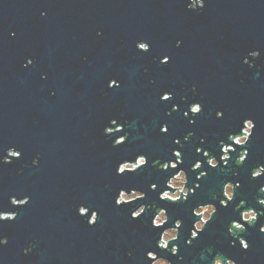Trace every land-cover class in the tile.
<instances>
[{
  "label": "water",
  "instance_id": "obj_1",
  "mask_svg": "<svg viewBox=\"0 0 264 264\" xmlns=\"http://www.w3.org/2000/svg\"><path fill=\"white\" fill-rule=\"evenodd\" d=\"M189 4L0 0V212L17 213L13 221H0V237L7 238L0 245V264H151L147 251L172 264H211L209 246L237 264H264V234L259 232L264 215L243 234L247 251L238 241L232 246L234 238L227 233L235 204L245 199L260 208L257 189L264 185V176L250 175L264 165V0H204L196 10ZM141 41L149 44L147 52L137 49ZM253 51L258 57L249 55ZM165 56L168 62L161 63ZM246 58L254 66L244 63ZM113 79L119 87H108ZM165 92L172 94L168 101L160 99ZM192 102L200 103L202 111L185 118ZM174 104L178 110L167 115ZM218 111L222 118L216 117ZM111 119L124 130L105 135ZM243 119L255 125L246 163L236 166L232 153V171L221 173L206 162L195 168L196 160H205L204 151L219 159V141ZM163 124L166 133L160 132ZM125 132L130 133L127 141L114 147L113 140ZM188 132L193 136L185 142ZM9 148L21 156L6 163ZM174 149L182 153L177 166L186 171L185 186L200 184L187 202L176 204L159 200L175 171L162 167L175 162ZM139 154L146 156V166L117 174L119 163ZM226 181L241 185L227 208L226 198L220 200ZM152 183L156 190L150 189ZM121 189L141 191L145 199L117 206ZM13 196H27L29 202L13 206ZM207 202L215 203L218 212L186 246L198 219L191 209ZM140 204L146 212L133 219L131 212ZM80 206L86 214H78ZM160 207L169 215L164 227L183 221L176 242L182 260L156 246L162 229L151 225L149 208L159 212ZM93 211L98 219L90 226ZM29 245L32 251L25 254Z\"/></svg>",
  "mask_w": 264,
  "mask_h": 264
},
{
  "label": "clouds",
  "instance_id": "obj_2",
  "mask_svg": "<svg viewBox=\"0 0 264 264\" xmlns=\"http://www.w3.org/2000/svg\"><path fill=\"white\" fill-rule=\"evenodd\" d=\"M189 7L192 10H196L199 8L204 7V0H190ZM177 46H179V41L177 42ZM138 50L147 52L149 50V44L146 42H138L136 45ZM251 57L255 58L258 57L259 53L256 51H253L249 54ZM168 57L165 56L161 63H167ZM28 63H31V60L28 61ZM244 63L249 64V66H254V61H249L247 58L244 60ZM109 88L112 87H119L118 82L113 79L109 81L108 84ZM193 91H195V88H193ZM172 94L170 92H165L160 99L162 101H168L171 99ZM181 100H186L185 97H181ZM178 110V105H173L170 112L166 113L167 115H171V112H175ZM202 111V105L197 102H192L188 105V109L184 111L183 116L185 118L189 117V114H191L192 117H195L197 114H199ZM223 113L218 111L216 113L217 118H222ZM190 123H194V120H190ZM124 123H127L125 121ZM254 121L252 119H243L240 126L236 131L230 132L226 136V140L222 139L220 141H223V151H221V145L219 141V148H220V155L219 159H217L216 154L213 153L210 150L204 151L202 153V156L205 158V160L202 162L201 160H196L193 164L195 168L201 169L202 163L206 162L208 166H210L212 169H216L219 166V171L221 173H224L227 169L228 171H232V168L230 167V162H232V156L230 154L236 153V157L234 159V164L236 166H243L246 163V159L249 157V150L246 147L247 144L250 142L253 134H254ZM124 130L123 125H118V122L116 119H111L107 126L104 128V134L105 135H113L116 132H121ZM168 131L167 124H163L160 127L161 133H166ZM130 133L125 132L123 136L117 137L115 140H113V146H119L124 144ZM193 136L192 132H188L184 137L185 142H190L191 137ZM175 144L179 145L181 148L184 147V145L181 143L179 139H176L174 141ZM203 143V140L201 141ZM237 146H240L239 150ZM234 149L232 151H229V149ZM201 147H196L195 151L197 154H201L200 150ZM173 152L175 153V162L173 161H166L162 167L167 170H175L173 174L169 176V178L165 181V188L164 190L159 192V200L161 201H167L172 204H176L178 202L184 203L188 201V198L190 195L195 193V190L200 187L199 183H195L194 185H198L196 188L185 186V170L183 168H178V164L183 163L182 153L179 150L174 149ZM173 155V153H172ZM21 156V153L17 150H14L12 148L7 149L6 155L4 156V161L6 163H11L12 159L19 158ZM38 163V159L33 160V165H36ZM191 165V167L193 166ZM143 166H146V156L144 154H139L136 156L134 161L125 160L121 163H119L116 172L117 174H124L125 170H128L129 173L135 172L137 169H141ZM157 170H160L159 167L156 168ZM201 174H207L206 171H200ZM233 175H238L236 172H232ZM250 175L253 179L260 178L264 176V165H258L251 169ZM206 175L203 176V178ZM197 180V179H196ZM200 180V179H199ZM189 183L188 176H187V184ZM240 182L233 183L232 181H226L222 185L221 189V195L222 198L220 200H225L226 202L223 207L227 208L234 200V195L236 191L240 188ZM150 189H157V184L152 183L150 184ZM191 190V191H189ZM257 200L256 203L260 206V208H256L254 206H249L248 202L245 199H240L238 203L235 204L233 208V212L236 214L235 218L230 219L227 225V233L230 237L234 238L230 241L232 246H235L236 242L238 241L241 248L245 251H247L250 247L249 242L243 237V234L247 231V228L254 227L257 224L258 218L262 215H264V185H261L257 189ZM213 196H217V194H213ZM212 196V197H213ZM145 198L141 197V191L138 190H124L121 189L118 192V195L115 199V204L117 206L126 205L130 203H134L138 200H143ZM213 200V199H212ZM215 201V200H213ZM29 197L25 196L22 199H17L15 196L10 197V203L13 206H20L23 207L24 205L28 204ZM243 202V206L239 209H237V205L241 204ZM155 204V203H153ZM151 204V205H153ZM145 204H140L138 207L135 208L134 211L131 212V217L133 219L141 217L142 214L146 212V208L144 207ZM156 205V204H155ZM213 205H215V208H213ZM220 205V203H219ZM154 212L153 218L151 219V225L156 229H162L159 233V237L156 240V246L160 250H165L168 253H170L173 256L179 257L181 260L183 259L182 256H179V244L176 243L179 239L180 235V229L182 227L183 221L181 219H175L170 226L164 227L169 222V215L166 216V208L160 207V211L157 212L155 208H149ZM78 214H86V210L80 206L78 209ZM192 215L195 218L194 222L192 224V228L190 230V233L188 234L185 244L186 246H191L193 241L199 238V235L206 229V226L209 224V222L214 218V215L218 212V207L215 203L207 202V203H200L192 207L191 209ZM98 213L93 211L88 224L94 225L97 222L98 219ZM17 217L16 212H0V221H13ZM259 232L261 234H264V223H260L259 226ZM170 242H172V246L169 247ZM7 244V238L6 237H0V245H6ZM25 254L32 251V246L29 245L28 248L25 250ZM214 253V246H209V250L207 252V255H210L212 257L211 264H237V261L232 259L229 256H226L223 253ZM128 255H131L129 253ZM201 255H205L204 252L201 253ZM146 258L151 261V264H172V262L164 257L158 256V254L154 251H147L146 252ZM246 259V257L242 258Z\"/></svg>",
  "mask_w": 264,
  "mask_h": 264
},
{
  "label": "built area",
  "instance_id": "obj_3",
  "mask_svg": "<svg viewBox=\"0 0 264 264\" xmlns=\"http://www.w3.org/2000/svg\"><path fill=\"white\" fill-rule=\"evenodd\" d=\"M231 149V148H230ZM223 151V150H222Z\"/></svg>",
  "mask_w": 264,
  "mask_h": 264
}]
</instances>
